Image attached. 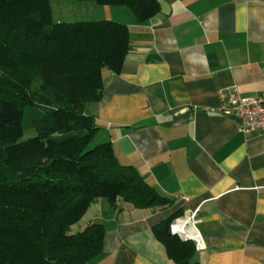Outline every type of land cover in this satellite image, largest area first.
<instances>
[{
  "label": "crops",
  "instance_id": "1",
  "mask_svg": "<svg viewBox=\"0 0 264 264\" xmlns=\"http://www.w3.org/2000/svg\"><path fill=\"white\" fill-rule=\"evenodd\" d=\"M69 2L90 18L59 22L110 19L131 30L122 70H105L102 100L85 106L96 145L110 142L121 164L174 200L91 205L73 225L106 228L87 264H173L154 227L181 210L174 223L189 218L202 242L194 261L264 264V133H243L219 108L221 89L264 95V0H161L144 22L124 5Z\"/></svg>",
  "mask_w": 264,
  "mask_h": 264
},
{
  "label": "trees",
  "instance_id": "2",
  "mask_svg": "<svg viewBox=\"0 0 264 264\" xmlns=\"http://www.w3.org/2000/svg\"><path fill=\"white\" fill-rule=\"evenodd\" d=\"M127 6L139 22L161 0H80ZM132 48L131 30L110 19L54 21L50 0H0V264H87L103 250L105 226L74 231L101 199L112 206L165 209L161 195L85 113L102 100L104 71L119 73ZM38 83V90L35 85ZM38 106L37 135L20 140L23 112ZM168 215L154 227L173 264H199L195 240L172 230Z\"/></svg>",
  "mask_w": 264,
  "mask_h": 264
},
{
  "label": "built area",
  "instance_id": "3",
  "mask_svg": "<svg viewBox=\"0 0 264 264\" xmlns=\"http://www.w3.org/2000/svg\"><path fill=\"white\" fill-rule=\"evenodd\" d=\"M219 96L221 99V105L219 107L221 112L236 119L239 124V129L243 133H264V95L243 96L237 91H230L229 93H226L223 89H221L219 91ZM180 220L181 219L172 225L173 232H178V235H180V231H175L174 227L180 222ZM192 220L193 222L196 221L195 215L192 217ZM180 236L184 239L195 240L197 247L202 246L198 231H196L192 237Z\"/></svg>",
  "mask_w": 264,
  "mask_h": 264
},
{
  "label": "rangeland",
  "instance_id": "4",
  "mask_svg": "<svg viewBox=\"0 0 264 264\" xmlns=\"http://www.w3.org/2000/svg\"><path fill=\"white\" fill-rule=\"evenodd\" d=\"M69 1H75V0H50L54 21H58L59 19L80 20L82 18H87V19L90 18L87 9L85 8V6H83L84 4H80V6H73L70 4L71 2ZM35 88L36 89L38 88V83L35 85ZM43 114L44 112L41 107L32 106V105L25 107L23 112V121H22L23 131L20 140H26L37 135L35 119L42 116ZM96 143L97 141L93 140L90 146L93 147L96 145ZM101 201L102 203H107L106 200L104 199H101ZM72 229H78V228H72Z\"/></svg>",
  "mask_w": 264,
  "mask_h": 264
},
{
  "label": "bare ground",
  "instance_id": "5",
  "mask_svg": "<svg viewBox=\"0 0 264 264\" xmlns=\"http://www.w3.org/2000/svg\"><path fill=\"white\" fill-rule=\"evenodd\" d=\"M175 231H180V235L184 237H192L197 229L189 218H182L174 227Z\"/></svg>",
  "mask_w": 264,
  "mask_h": 264
},
{
  "label": "water",
  "instance_id": "6",
  "mask_svg": "<svg viewBox=\"0 0 264 264\" xmlns=\"http://www.w3.org/2000/svg\"><path fill=\"white\" fill-rule=\"evenodd\" d=\"M176 233H178V232H176Z\"/></svg>",
  "mask_w": 264,
  "mask_h": 264
}]
</instances>
